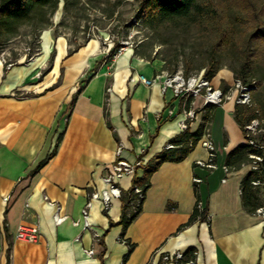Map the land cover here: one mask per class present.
<instances>
[{
	"label": "crops",
	"instance_id": "1",
	"mask_svg": "<svg viewBox=\"0 0 264 264\" xmlns=\"http://www.w3.org/2000/svg\"><path fill=\"white\" fill-rule=\"evenodd\" d=\"M39 44L25 61L7 66L0 59V264H100L99 238L101 264H177L161 255L189 247L193 264H264V214L247 212L240 197V181L253 164L224 168L226 154L245 141L234 98L212 111V167L196 165L209 159L200 139L184 159L165 161L151 174L140 211L126 227L118 223L121 199L113 198L106 210L100 199L92 201V229H83L82 207L91 191L104 187L117 144L127 160L144 164L182 130L189 96L163 88L162 62L132 47L112 60L98 39L74 46L50 30ZM220 72L213 85H232V74ZM140 74L156 81L147 85ZM253 97L261 102L256 91ZM189 107L193 131L202 97H192ZM134 176L121 177L120 188L129 189ZM44 195L60 205L62 222H54L55 208ZM196 201L207 218L187 223ZM19 224L37 225V239H17Z\"/></svg>",
	"mask_w": 264,
	"mask_h": 264
},
{
	"label": "trees",
	"instance_id": "2",
	"mask_svg": "<svg viewBox=\"0 0 264 264\" xmlns=\"http://www.w3.org/2000/svg\"><path fill=\"white\" fill-rule=\"evenodd\" d=\"M56 1L0 0V37L7 38L15 35L17 27L31 19V11L34 8L53 5ZM256 1L231 0L222 6H220V3H211L210 7H206L205 13L214 21L216 34L215 39L210 45L211 55L208 64L205 66V73H203L207 79L211 80L220 68L215 55L232 43L237 44L239 63L233 70L234 78L240 79L243 83L252 86V101L250 104L235 102L233 116L242 129L245 141L236 145L226 154L224 165L227 170H236L244 164H254V167H251L240 181L242 207L251 213L257 212L259 207L264 209V93L257 92L259 81L253 78L255 62L259 59L264 60V0H261L259 5ZM233 4L242 8L247 14L245 26L240 30V37L238 39L235 38L236 27L229 20L228 16L229 6L234 7ZM193 10L197 12L201 10V7L197 4V0H139L136 16L145 23L157 24L164 20L186 17ZM118 46L115 45L110 53ZM39 48L40 46L37 48V52ZM228 89L229 85H225L223 88L224 91ZM255 91L260 95L261 102L255 101L253 97V92ZM191 99V96L186 98V107H189ZM215 106L216 104L203 105L201 107V120L195 130L191 131L188 126L182 129L178 134L169 139V145L167 144L163 147L144 164H139L142 174L134 176L131 187L123 190L120 196L122 204L119 224L126 227L140 211L145 192L150 185V176L161 163L165 161H181L194 148L203 135L208 132L209 122ZM255 118L260 121L261 130L252 133L246 129L245 125ZM45 160L39 161L36 168H39ZM134 186L140 187L141 196L133 192ZM197 201L187 223L197 218L201 220L207 218L206 209L200 208ZM109 224L113 225L114 223L110 222ZM98 242L102 246L100 253L101 264L104 243L101 238H99ZM132 247L133 244H129L128 251ZM194 251V247L187 248L184 251L185 258H194ZM126 256L125 254L123 258L125 259Z\"/></svg>",
	"mask_w": 264,
	"mask_h": 264
},
{
	"label": "rangeland",
	"instance_id": "3",
	"mask_svg": "<svg viewBox=\"0 0 264 264\" xmlns=\"http://www.w3.org/2000/svg\"><path fill=\"white\" fill-rule=\"evenodd\" d=\"M138 1L57 0L53 5L36 7L31 11V19L17 27L15 35L0 37V58L3 56L11 63L31 58L40 45L42 31L50 30L65 35L74 46L95 38L101 49H112L128 40L135 51L161 61L168 73L181 71L185 76L205 73L216 34L215 23L205 9L211 3L222 6L231 0H197L199 12L193 10L186 17L157 24L138 19ZM256 2L259 5L261 0ZM233 6H229L228 16L236 27L238 39L247 14L239 6ZM237 52V44L232 43L215 55L220 68L213 77H218L222 70L230 72L234 79L233 70L239 63ZM253 78L259 81L257 92L264 93V60L255 62ZM219 80L220 83L223 80L220 75Z\"/></svg>",
	"mask_w": 264,
	"mask_h": 264
},
{
	"label": "built area",
	"instance_id": "4",
	"mask_svg": "<svg viewBox=\"0 0 264 264\" xmlns=\"http://www.w3.org/2000/svg\"><path fill=\"white\" fill-rule=\"evenodd\" d=\"M132 47V43L128 40L122 41L119 46L110 53L111 48L102 47V51L110 54L111 59L114 60L119 54H121L125 48ZM7 66L11 65V62H7L3 56L0 58ZM139 81L151 85L156 81V77L147 78L143 74L138 76ZM163 88H171L175 96L187 95L192 97H202V106L205 104H221L225 99L234 98L235 102L250 104L252 101V86L243 83L240 79L234 78L232 85H229V89L224 91L221 87L214 86L211 80L207 79L201 72L199 74L184 75L181 71H176L174 73H166L163 79ZM184 117L180 121L181 129H185L188 126V122L195 117V111L191 107H185L182 111ZM246 129L252 133H255L260 128V121L255 118L252 119L247 125ZM203 144L209 149V159L207 161L197 160L196 165L201 167H212L214 164V144L212 140L208 137V132L203 135ZM169 145V144H168ZM124 147L121 143L117 144L115 149L114 159L111 163L110 169L102 177L104 187L100 190H93L89 193L88 198L82 207L81 213L83 218V229H92V225L88 220L89 209L94 199H100L103 208L106 210L113 198H120L122 194V189L120 188L118 181L121 177L125 175H135L137 176L138 171L141 169L139 164L140 160L135 159L134 161L127 160L123 155ZM256 158L259 159L258 156ZM254 167V164H253ZM226 172L228 171L226 166H224ZM193 181L195 183L201 182V177L198 175L193 176ZM255 183V182H254ZM133 192L141 196V189L139 186H134ZM44 199L54 206L55 211L53 213V220L56 224L62 222L66 215L61 214L60 205L50 200L46 195L43 196ZM258 213L264 214V209L259 207L257 209ZM74 223H77L74 221ZM39 234V228L37 225H26L19 224L17 226L15 237L19 240L24 241H35ZM98 236L97 232L95 233ZM86 254H93L94 250L92 248L84 251ZM195 253V251H194ZM163 261H173L177 264H193L194 258H185L184 251L176 250L173 252L163 253L161 255Z\"/></svg>",
	"mask_w": 264,
	"mask_h": 264
}]
</instances>
